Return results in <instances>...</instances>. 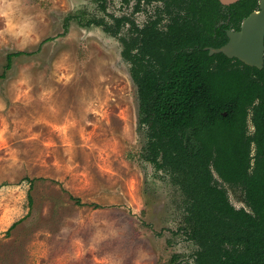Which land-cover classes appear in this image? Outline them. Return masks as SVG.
Listing matches in <instances>:
<instances>
[{"label": "rangeland", "instance_id": "obj_1", "mask_svg": "<svg viewBox=\"0 0 264 264\" xmlns=\"http://www.w3.org/2000/svg\"><path fill=\"white\" fill-rule=\"evenodd\" d=\"M99 4L0 0V264H195L181 193L144 158L120 41L76 19L65 29L69 16L104 15ZM104 5L139 27L163 7ZM225 188L247 208L240 188Z\"/></svg>", "mask_w": 264, "mask_h": 264}, {"label": "trees", "instance_id": "obj_2", "mask_svg": "<svg viewBox=\"0 0 264 264\" xmlns=\"http://www.w3.org/2000/svg\"><path fill=\"white\" fill-rule=\"evenodd\" d=\"M98 1L104 15L69 16L65 29L76 19L120 41L137 87L144 158L181 193L195 264H264V68L209 55L231 27L221 23L219 0H163L167 9L142 27ZM246 16L233 15L231 25ZM226 185L243 191L249 210L231 203Z\"/></svg>", "mask_w": 264, "mask_h": 264}, {"label": "water", "instance_id": "obj_3", "mask_svg": "<svg viewBox=\"0 0 264 264\" xmlns=\"http://www.w3.org/2000/svg\"><path fill=\"white\" fill-rule=\"evenodd\" d=\"M230 4L238 0H220ZM228 42L220 48H207L209 55L223 54L259 70L264 67V0L261 9L250 14L239 31H227Z\"/></svg>", "mask_w": 264, "mask_h": 264}, {"label": "flooded vegetation", "instance_id": "obj_4", "mask_svg": "<svg viewBox=\"0 0 264 264\" xmlns=\"http://www.w3.org/2000/svg\"><path fill=\"white\" fill-rule=\"evenodd\" d=\"M152 1H158L159 3L162 4V9H159L160 11L163 10L165 11L166 8V2L163 0H152ZM151 1V2H152ZM263 0H238L236 2L230 3V4H223L220 0V7H219V11L221 14L226 16V20L225 21H221L222 24H226V25H230L231 27L229 29H226V34L227 31H239L241 29L242 23L243 21L252 13L254 12H258L261 9V2ZM174 10V9H173ZM179 10V9H177ZM187 10V9H186ZM186 10H184L183 12H185ZM176 11V10H174ZM189 11V10H187ZM247 15L246 17L239 19L237 24L232 23L231 25V20H232V16L234 15ZM235 19V18H234ZM234 60V59H231ZM254 68V67H252ZM264 68V67H263ZM262 70V69H261ZM246 204V202H245ZM247 210H249L248 205L246 204Z\"/></svg>", "mask_w": 264, "mask_h": 264}]
</instances>
